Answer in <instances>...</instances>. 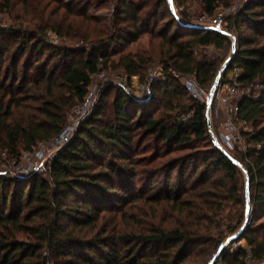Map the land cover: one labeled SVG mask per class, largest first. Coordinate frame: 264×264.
<instances>
[{
  "label": "trees",
  "instance_id": "16d2710c",
  "mask_svg": "<svg viewBox=\"0 0 264 264\" xmlns=\"http://www.w3.org/2000/svg\"><path fill=\"white\" fill-rule=\"evenodd\" d=\"M201 3L202 14L193 17L178 13L177 6L173 10L169 0L140 4L120 0L117 16L127 24L125 28L110 36L109 44L100 40L80 50L50 44L42 33L0 27L1 163L3 151L18 161L58 137L67 127L68 112L85 103L93 77L107 71L109 63L115 70L123 69L128 79L141 76L144 81L151 58L127 55L112 62L108 46L124 47L136 41L159 11L170 18L157 34L161 54L166 56V79L152 84V95L135 97L126 86L109 81L96 111L79 124L44 173L0 174V264H183L193 245L210 240L181 230L154 227L129 232L99 228V223L143 197L148 202L172 201L183 209L187 203L181 202L185 194L181 189L192 184L194 177L201 185H209V173L224 177L225 184L221 179L210 184L219 185L221 196L235 201L245 172L254 190L250 205L254 202L256 212L264 211V0H247L224 18L227 32L196 20L215 17L220 7H232V0ZM233 28L241 31L240 46L228 71L242 70L241 86L261 87L258 97L241 100L238 120L253 129L242 131L247 149L235 154L213 133L208 103L197 102L180 80L188 76L200 87L212 88L222 67L207 56L199 58L198 51L230 45ZM45 29L64 34L57 26ZM106 107L111 109L110 116ZM140 150L153 152L137 156ZM179 151L188 154L154 164ZM136 165L151 166L141 173L145 182L141 187ZM159 167L167 191L145 194L153 191L151 181ZM175 170L180 175L171 184ZM244 238L251 251L240 246L224 252L226 264H242L249 256L264 262V233H247Z\"/></svg>",
  "mask_w": 264,
  "mask_h": 264
},
{
  "label": "rangeland",
  "instance_id": "374dc122",
  "mask_svg": "<svg viewBox=\"0 0 264 264\" xmlns=\"http://www.w3.org/2000/svg\"><path fill=\"white\" fill-rule=\"evenodd\" d=\"M9 1L0 0L1 28H14L37 34L42 33L43 35L41 34L40 36H43V38L45 36L48 43L72 49L80 50L87 46L90 47L92 44L100 42V40H106L108 43L110 36L120 33L119 28H125L127 25L123 24L117 16V7L120 5V0ZM134 1L140 4L149 0ZM246 1L232 0V7H220L216 15L220 14L227 18L229 15L235 14L238 8L244 7ZM180 2L181 0L174 1V6H177L176 11L178 13H189L193 17L202 14L201 0H188L186 4H179ZM150 9L149 7L146 8V10ZM159 12V16L148 21L149 26L145 28V31L136 41L124 47L116 43L108 46V50L112 55V62H118L122 56L127 55L135 56L140 54L151 58L146 79L143 81L141 76L128 79L123 69L115 70L109 63L110 68L107 71L93 77L88 96L92 104L89 107H84V110L83 105H77L68 112L67 128L71 131L73 130V134L79 124L87 120L96 111L98 101L109 81L119 83L125 79L130 85L128 86L131 89L130 92L135 97L143 98L147 92L152 95L151 86L155 81L159 80L157 78L163 76L166 62V56L161 54L163 52L162 40L157 37V34L170 21L168 15L162 16L161 11ZM200 21L204 25H211L208 19ZM48 25L59 27L64 34L59 35L52 29L46 30L47 28L45 29V27ZM230 32L232 43H236V48L238 49L240 46L238 37H240L241 31L233 28ZM231 44L225 45L223 49L214 47L201 49L198 51V56L199 58L207 56L222 67L233 56V45L231 46ZM262 44H264V39ZM256 92H259V88H257ZM203 100H206L205 97ZM105 110L107 115L110 116L111 109L106 107ZM209 116L213 124V133L228 151L235 154L237 150L245 151L247 149V143L244 138L240 143L231 145L232 147H228L223 143L222 134L226 133L225 123L227 116L224 108L220 106L216 98L211 104ZM249 127L253 129L251 125ZM244 129L245 127L239 124V130L243 131ZM147 142L149 141L145 143ZM56 148L50 142L41 143L35 151L36 153H44V158L41 159L36 154L29 158L28 154L25 153L18 161L10 159L7 152L3 151L1 154L0 174L13 177L21 172L23 176L32 170L35 164L44 167L50 155L56 152ZM152 152V150H140L137 156H146ZM186 154H188V151H179L173 155L158 159L154 164L160 162L162 165L167 164L170 163L168 162L170 158ZM150 167L146 165H136L134 167L140 174L138 179L140 181H137L139 187L145 183L141 173ZM155 171H157L156 177L151 181L154 184V189L153 191L147 190L145 194H162L167 191L164 183L165 175L162 169L159 167ZM179 175L178 170L173 172L171 184L176 182ZM184 179L188 180V177L185 176ZM195 179L196 177H194L193 183L188 185V187L181 189L185 192L181 197V202L187 203L183 209L176 206V203L172 201L148 202L143 197L141 200L133 202L130 207H127L122 212L107 215L99 223V228L107 227L110 230L111 228H116L122 231H138L142 233L144 230L148 231L150 228L157 227L163 230H181L193 237L201 236L210 240L209 244L193 245L190 249L189 258L183 264H226L222 254L229 250L231 252L240 246L247 248L250 252V247L244 236L247 233L255 236H260L264 233V211L256 212L254 202L250 205V198L252 199L254 196V190L249 188L248 200L247 174L244 172L239 178V194L238 199L235 201L226 199V195L221 196V191L217 189L219 185L216 187L215 184H210L220 179L225 184L224 177L218 173H209L206 176V181L209 185H201ZM248 206L250 207L249 212L247 211ZM242 264H264V262H258L248 257L243 260Z\"/></svg>",
  "mask_w": 264,
  "mask_h": 264
},
{
  "label": "built area",
  "instance_id": "2783aa9c",
  "mask_svg": "<svg viewBox=\"0 0 264 264\" xmlns=\"http://www.w3.org/2000/svg\"><path fill=\"white\" fill-rule=\"evenodd\" d=\"M238 10L240 9L238 8L237 11ZM202 17L200 18V20L208 19V22L211 24L210 25L211 27L226 32L229 31L228 23L224 21L223 15L218 14L213 18H209L206 15H204V18ZM200 20H196V21L201 22ZM228 70L229 69H227V71L222 75L220 79L215 98L219 102L220 106L224 108L227 116V120L225 123L226 133L222 134L223 143L228 147H232L231 145L238 144L243 139L242 131L239 130V124H242V126L245 127L244 131H250V132L252 131L249 125L240 123L238 120V113L240 110L241 100L247 97H258L260 95L261 87L259 85L247 86V87L241 86V84L239 83V77L242 74V70L239 68H234L231 71ZM171 72L173 74H176V72L172 69ZM157 79L162 80V79H166V77L163 74V76ZM180 80L185 86L186 90L192 95V97L197 102H201V103L209 102L211 93L213 91V87L212 88L200 87L196 83V81H194L191 77L188 76H181ZM121 81L122 82L119 83L121 85L126 86L128 90L131 91V89L128 87L130 85H128L126 80L123 79ZM257 88H259V92H256ZM149 96H150V92L145 93V97H149ZM204 97L206 100H203ZM90 101L91 100H89V98L87 97L85 103L83 104V110L84 107L86 106L89 107L92 104ZM72 132L73 130L71 131L69 130V128L66 127L58 137H56L54 140L50 142L53 146H56L57 148H56V152L50 155V158L48 159L46 165L43 167L35 164V166H33V169L27 172L26 174H29L30 172L44 173L46 170V166L54 159V157L57 155V152L71 141L73 135ZM27 154L29 158L34 154L38 155V157L41 159L44 158L45 156L44 153H40V152L36 153V151L31 154L30 153ZM22 174L23 173L19 172V174H17L16 176L24 177L25 175L22 176ZM234 250L231 252H234ZM249 258H251V256H249Z\"/></svg>",
  "mask_w": 264,
  "mask_h": 264
},
{
  "label": "water",
  "instance_id": "95a60500",
  "mask_svg": "<svg viewBox=\"0 0 264 264\" xmlns=\"http://www.w3.org/2000/svg\"><path fill=\"white\" fill-rule=\"evenodd\" d=\"M169 3L171 5V8L173 10H175V6H174V1L173 0H169ZM213 29H216L214 27H212ZM236 51V43H233V52L235 53ZM233 59H234V56H232L230 59H228L225 64L222 66L221 70H220V73L218 74L216 80H215V83L213 85V91L211 93V96H210V100L208 102V119H209V125L211 126L212 122H211V119H210V116H209V109L211 107V104L213 103L214 99H215V96H216V92H217V89H218V84L220 82V79L222 77V75L227 71V69L229 68V65L233 62ZM230 156V155H229ZM231 157V156H230ZM232 158V157H231ZM233 159V158H232ZM235 160V159H233ZM236 161V160H235ZM247 197H248V200H249V184H247ZM249 205V204H248ZM249 209L250 207L248 206L247 207V211L249 212Z\"/></svg>",
  "mask_w": 264,
  "mask_h": 264
}]
</instances>
